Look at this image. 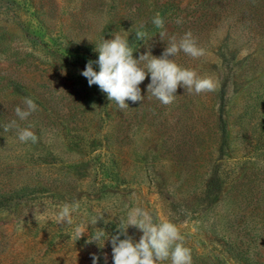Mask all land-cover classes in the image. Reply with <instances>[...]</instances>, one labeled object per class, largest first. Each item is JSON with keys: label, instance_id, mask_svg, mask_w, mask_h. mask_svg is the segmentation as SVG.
<instances>
[{"label": "rangeland", "instance_id": "374dc122", "mask_svg": "<svg viewBox=\"0 0 264 264\" xmlns=\"http://www.w3.org/2000/svg\"><path fill=\"white\" fill-rule=\"evenodd\" d=\"M157 13L163 29L152 24ZM141 25L144 40L135 36ZM188 31L205 54L181 51L174 60L211 76L214 92L178 87L175 101L163 105L147 94L149 74L143 102L121 110L81 75L103 38L119 33L134 58L149 50L159 57L170 37ZM26 97L37 110L20 121L14 109ZM263 101L264 0H0V233L28 220L57 231V241L72 240L75 226L88 240L90 219L103 216L95 227L110 237L139 207L154 222L177 226L192 264H264ZM12 120L31 125L38 142L4 132ZM53 165L79 173L48 172ZM17 195L30 205L11 218ZM73 202L80 205L73 224L57 223L59 208ZM128 234L137 242L142 235L134 227ZM8 243L0 238V264ZM107 251L104 264H113ZM69 252L50 257L71 261Z\"/></svg>", "mask_w": 264, "mask_h": 264}, {"label": "clouds", "instance_id": "9594fccd", "mask_svg": "<svg viewBox=\"0 0 264 264\" xmlns=\"http://www.w3.org/2000/svg\"><path fill=\"white\" fill-rule=\"evenodd\" d=\"M177 23H180V20H177ZM152 24L156 28H164V20L159 13L153 17ZM143 27L141 25L135 32L138 40H144L147 35L142 30ZM159 36L164 41L166 32L161 31ZM94 50L98 53V58L95 61L89 60L81 75L87 79L89 86L97 85L101 92L106 94L107 99L114 101L121 110L129 107L127 101L143 102L145 97L141 95L140 85L149 74L147 94L150 93L163 105H170L175 101L178 87L195 94L214 92L217 88V83L211 76H200L195 70L183 68L174 60L181 51L192 58L205 54L191 31L185 32L179 39L170 37L159 57L152 55L149 50L139 55V58H134V51L129 46L128 39L119 33L111 39L103 38L95 45ZM94 64L98 66V70L94 69ZM36 110L35 102L26 97L22 106H16L14 112L20 121H25ZM3 131H14L22 143L38 142L32 126L21 127L16 120L4 125ZM79 207L78 202L62 205L55 214L57 223L72 225V214ZM101 219L103 216L90 219L94 231L88 236V242L100 246L103 241L104 246L105 241L110 240L113 264H161L167 260H170V264H192L191 249L184 245L179 229L172 222H154L147 211L135 207L128 211L126 218L121 219L117 234L109 237L103 228L95 227ZM129 227H134L142 233L138 242L128 234ZM73 235L79 240L85 233L80 226H75ZM91 258L92 264H97L99 256L93 253Z\"/></svg>", "mask_w": 264, "mask_h": 264}, {"label": "trees", "instance_id": "16d2710c", "mask_svg": "<svg viewBox=\"0 0 264 264\" xmlns=\"http://www.w3.org/2000/svg\"><path fill=\"white\" fill-rule=\"evenodd\" d=\"M263 108H264V101H263ZM251 111L257 112L256 109H258V105L253 104L249 107ZM262 128L264 129V112H262ZM52 167V168H51ZM50 168L47 169L48 172H52L53 169L59 171H63L66 175H70L71 172L75 171L76 173H79L77 169L74 166H65L61 165V167L53 165ZM42 166H40L39 170H42ZM113 167L110 166L109 168L105 167V170L100 171L101 173H109V171ZM35 169V166H31L30 170L33 171ZM92 172L96 171V168L91 169ZM35 173V172H34ZM24 189L18 190L16 193H24ZM19 195L14 199V202L10 205V214L12 217L13 215L18 212H21L24 207L29 206L30 199L28 198H18ZM32 199L31 201H33ZM12 209V211H11ZM101 215V214H100ZM11 224L16 225L15 222L17 220L11 219ZM24 227L20 229H16L12 232H9L8 230H5L0 233V238H8L9 243L5 244V250H3L1 253V257L3 258L2 264H92V258L91 254L95 253L97 256H99V260L97 264H104L105 260L100 255L103 251H110L105 252L109 253L108 255L112 258L111 253V244L109 240H106L104 243V246L101 248L100 246H97L96 243H89L87 239L82 237L81 239L77 240L74 235L72 234V240L67 241H57L56 240V233L57 231L51 230L47 226H41V228H38L37 224H35L33 221L24 220L23 222ZM20 230V231H18ZM50 237L51 241L48 245V248L43 254H40L36 252V249H38V245L46 238ZM2 244V243H1ZM20 244V245H18ZM103 244V243H102ZM55 245L54 250L51 251L50 248ZM65 248L70 250V254L74 255V258L71 259V261L65 260V258H58V257H50L51 254H57V252H62L65 250ZM35 249L34 253H29L28 250ZM40 250V249H39ZM87 255V258H81L80 256ZM56 256V255H54ZM52 258V259H50ZM113 263V259H111ZM89 262V263H88ZM109 263V262H108Z\"/></svg>", "mask_w": 264, "mask_h": 264}]
</instances>
